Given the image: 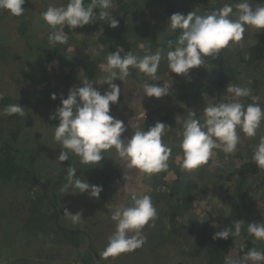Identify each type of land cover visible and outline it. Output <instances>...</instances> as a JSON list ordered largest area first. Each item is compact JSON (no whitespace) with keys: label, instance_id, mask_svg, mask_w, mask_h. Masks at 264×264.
Listing matches in <instances>:
<instances>
[{"label":"trees","instance_id":"trees-1","mask_svg":"<svg viewBox=\"0 0 264 264\" xmlns=\"http://www.w3.org/2000/svg\"><path fill=\"white\" fill-rule=\"evenodd\" d=\"M33 1L25 0L23 7L29 9ZM67 2L68 0H64V4L61 6H65ZM90 2L91 0H85L86 4ZM240 2L243 0H132L131 3L126 0H113L115 8L112 5L108 11L119 21L117 28H110L106 22L101 21L85 25L82 28L78 27L73 31L67 28L70 35L68 42L70 43L63 44L62 47L53 48L52 45L51 47L48 36L45 37L43 44L39 45L38 49L40 50L37 51L44 52L42 54L46 55V58L40 57L39 61H36V65L32 63L29 65L25 61L24 64L26 63L27 67L21 70L23 80L31 85H23L20 89L22 97L19 95L5 97L3 95V99L0 100L4 108L19 103L24 107L26 115L24 117L4 115L3 128L8 129L9 132L16 129L23 130L25 120L32 119L36 115L37 108L38 111L47 114L52 112L53 114L55 109L60 106L58 99L61 97V94L58 93L60 95H57L56 100L51 99V94L56 93V86L62 88V92H64L65 89L82 87L83 80L87 79L96 81L98 84L96 88L103 94L108 88L107 84H102L104 79L110 75L111 71L118 72V70L101 66L106 65L108 53L116 52L119 47L124 50L120 53L121 57L131 51L141 58L155 53L158 48L162 49V60L157 74L160 77L161 75L168 76L166 84L169 88V95L164 96L163 100L178 106L172 110L175 114L179 110L182 111L183 105H186L189 107L188 111L194 112L195 118H199L203 122L202 114L207 106L203 100L213 99L214 96L217 97L218 93H223L229 82L250 88L252 96L258 97L261 101L264 100V29L259 30L246 26L244 38L240 42L230 43L216 57H206L205 64L199 68L191 69L187 76L170 73L167 66V52L174 49L175 41L181 34V30L173 31L168 28V18L173 13L179 12L186 15L194 11L198 15H204L219 10L225 4L233 5L235 12V5ZM248 2L253 7L264 6V0H248ZM46 7H48L47 4ZM146 10H149L148 18L145 16ZM96 11L98 12L99 9ZM15 17L7 10L0 9V30L8 27L12 18ZM155 18L160 22L158 25L162 23L158 28H152L150 24L151 20H155ZM159 29L164 30V33L159 35ZM19 32L23 36L26 35L28 27L24 26ZM98 32L100 34H96ZM87 34L88 43L77 40ZM34 41H36L35 38ZM169 41H172L171 46ZM71 43L76 44L74 49L68 46ZM141 44H145L147 49L139 48ZM31 49H35V47H31ZM52 49L53 52H50L49 50ZM52 61L57 66H51ZM7 62L9 60L4 59L0 52V67ZM134 70L137 69L131 68L130 72ZM144 76L146 75L144 74ZM131 78L135 82L138 81V77ZM99 79L102 82H99ZM144 79L146 81L148 79V83L164 84L161 80L152 81L147 76ZM123 82L118 79L114 81L120 86L121 94L119 102L110 104V108L121 111L119 115L122 121L127 123L122 111H126L125 113L128 115L136 116L139 114L137 111L139 108L135 107L132 111L128 109L131 107L135 93L131 86ZM193 87L194 89L195 87L199 88L195 90L194 97L191 98L190 91L193 90ZM0 93L2 92L0 91ZM66 93L64 98H67L68 92ZM246 98L252 102L250 97ZM219 101L218 99L214 100V102ZM151 103L152 101L147 100L143 103L146 106L143 107H149ZM192 104L196 106L195 109L192 108ZM32 105L36 107L35 111L28 108ZM164 107L161 106L160 110L151 111L148 114V119H150V123L152 122L150 126H153L157 121L170 126L171 130L167 131L168 137L166 136L169 138L177 132L174 129L177 130L178 127L172 122L173 118H170L172 111L165 110ZM185 119H187V114ZM135 121L132 122L135 125L138 124V120ZM261 126L262 128L259 129L255 137L245 141L242 147L244 148L243 152L240 149L233 156L218 150L219 157L216 159L218 162L211 169V178L205 173L198 174L197 177L192 176L189 174V170L184 171L181 175L179 169H182L183 157L179 158L178 147L173 143L169 145L172 148V154L168 161L169 167L159 173L151 175L141 173L136 168H129L127 162L121 163V158L113 159L107 152L103 153L104 159L98 164H93L99 169L89 171L86 178L89 184L101 186L102 191L112 193L114 178L122 180L125 177L123 182L129 181L127 184L131 188L136 186L134 178L141 176L140 189L143 192L136 195L151 196L152 203L157 210L154 226H150V224L148 231L144 228V231L146 230L144 234L147 237L144 245L129 252L136 254L138 263L147 261L146 263L150 264L156 261L157 264H224L226 255L239 257L253 247L257 250H264V241L256 240L247 231L248 223L264 222V206L263 202L262 204L259 202L260 199H264V170L259 169L252 159L256 145L260 142V138L264 137L263 121ZM143 127L142 129L145 131L149 128L147 125ZM178 130H181L180 147L182 125ZM0 144V154L4 153V160L0 161V198L16 191L19 194L22 189L25 194L31 192L36 186L33 182L39 180V174L43 177L41 168L39 170L42 163L38 166L34 159H29L23 168H18L14 164V155L11 154L9 146L1 143V138ZM180 152L183 155L182 149ZM212 161L214 162L213 158L207 165ZM197 170L198 168L195 169L196 172ZM28 183L31 185L28 186ZM122 195L125 199L124 193ZM207 198H210V205L220 200L221 204H224L225 211L219 215L217 211L219 207H215L218 206L217 204L213 205L211 209L205 208L201 211L197 204L204 202ZM127 199L131 201V196L130 198L128 196ZM49 201L51 199L48 193L44 192L40 202L34 204L37 213L33 211L31 213L23 205L14 206V208L12 204L6 203V205L0 206V233L3 232L4 236L9 234L12 239H15L17 235L15 242L17 243V255L14 258L12 252L9 256L4 253L0 256V264H42V259L48 261L62 258L61 260H63L67 256L75 255L77 249L85 248L87 240L89 252L86 253L87 257L82 262L92 264L93 255L98 253L94 239L88 236L87 230L60 226L59 221H61L64 209L61 210L57 206L60 203H54L53 206L48 204ZM43 204L46 206L41 207L40 205ZM64 204L60 206L63 205L70 211L71 208ZM237 220H243L240 236L229 237L227 240L213 238L215 233L225 228H232ZM108 223L111 224L109 231L113 233L115 222L109 220ZM40 238L47 241L46 245H38L35 248L27 246L25 251L19 250L23 244L35 242ZM241 245L244 246L243 251H241ZM47 249L57 253L50 256Z\"/></svg>","mask_w":264,"mask_h":264},{"label":"clouds","instance_id":"clouds-1","mask_svg":"<svg viewBox=\"0 0 264 264\" xmlns=\"http://www.w3.org/2000/svg\"><path fill=\"white\" fill-rule=\"evenodd\" d=\"M24 4L25 0H0V9L19 17L25 12ZM112 5L113 0H91L87 4L85 0H68L65 6H49L41 14L43 20L54 29L48 35L49 44L55 47L57 44L68 43L67 32L64 28H57L61 25H67L73 31L101 21L106 22L110 28H117L119 21L108 11ZM235 9L234 12L233 5L225 4L219 10L204 15L194 11L186 15L173 13L168 18V28L181 30V34L175 41L174 49L167 52L170 73L187 76L191 69L204 65L206 57H216L230 43L240 42L244 38L246 26L264 29V6L253 7L248 0H243L235 5ZM169 45H172V41H169ZM123 51L119 47L116 52L108 53L106 65L101 66L118 70L111 71L104 79L102 84H107L108 88L103 94L94 87L96 81L87 79L83 80L82 87L69 89L67 98L61 94L60 106L49 116V119L59 120L58 126L54 127V140L61 146L56 159L60 165L69 160L70 154L78 156L82 164H98L105 157L103 153L114 147L129 168H136L141 173L151 175L168 169L172 148L163 142L162 137L171 130L170 126L157 121L146 131L136 130L131 138L122 139L126 131L124 122L110 115V104L118 103L121 94L120 86L114 81L126 80L131 68L138 69L152 81H160L157 73L162 49L158 48L155 53L143 58L131 51L121 57ZM143 91L147 97L161 98L169 95V88L164 84L145 82ZM226 93L231 94L233 99L207 104L202 114L203 122L195 118L194 112L188 111L187 119L182 123L180 141L183 151L182 169L191 171L207 164L216 155L215 150L226 154L235 152L240 142L239 132L249 138L256 136L264 121V108L257 102L258 97L252 96L250 88L231 82L226 87ZM3 95L0 93V100ZM242 97H250L252 102L242 103L238 99ZM51 99H57L55 93L51 94ZM0 114L26 115L24 107L19 103L6 106ZM252 159L259 169L264 170V137L256 145ZM76 172L77 168L68 166L67 183L60 191L66 194L71 193L69 189H75L77 191L72 194L88 192L91 197L99 198L102 187L89 184L87 180L77 177ZM63 216L73 225L84 220L82 211L73 214L67 208ZM156 218L157 210L151 196L133 194L130 205H118L112 212L111 220L115 222V230L108 237V244L101 256L115 257L142 247L147 239L143 230L150 222V226H154ZM242 223L243 220L235 221L232 228L215 233L213 238L227 240L229 237L240 236ZM247 231L256 240L264 241V222L248 223ZM243 247L241 245V251ZM224 264H264V250L253 247L239 257L226 255Z\"/></svg>","mask_w":264,"mask_h":264},{"label":"rangeland","instance_id":"rangeland-1","mask_svg":"<svg viewBox=\"0 0 264 264\" xmlns=\"http://www.w3.org/2000/svg\"><path fill=\"white\" fill-rule=\"evenodd\" d=\"M128 3H131L132 0H126ZM45 2L47 6H61V4H64V0H34L31 7L29 9H25V12L23 15L20 17H15L12 18L10 24L8 27L3 28L0 30V52L3 55L4 59H8L9 62L3 63V65L0 67V91L4 94L5 97L9 96H15L19 95L20 96V89L25 86L31 85L29 82L23 80V73H22V68L27 67L26 61L29 65L32 63L36 65V61L40 59V57L46 58V55L42 54L44 52H38L37 50L39 48V45L44 42V39L46 36H48L54 29L50 27L42 18V13L46 11L48 7H46V4L43 3ZM115 8V5H113ZM160 6V5H159ZM149 15V10H146V17ZM148 18V17H147ZM155 18V20H151V27L152 28H158L161 24L158 25L159 20ZM24 26L28 27V32L26 35H22L21 32H19L20 29H23ZM57 28H64L65 32L67 34L69 33L67 28V25H61L57 26ZM69 29V28H68ZM160 34L164 33V30L159 29L158 30ZM69 35V34H68ZM70 37V35H69ZM23 40H21V39ZM34 38L36 41H34ZM161 38V37H159ZM158 38V39H159ZM79 41L87 42L89 41L88 39V34L84 35L82 38H77ZM70 43V42H68ZM67 43V44H68ZM76 44H69L68 46H71L72 49L75 48ZM51 46V45H50ZM56 46H64L61 44H57ZM73 46V47H72ZM31 47H35V49H31ZM41 47V46H40ZM52 47V46H51ZM54 48V47H53ZM141 49H147L145 44H141ZM42 50V49H41ZM50 52H53L52 50H49ZM33 65V66H34ZM51 66H57L55 63L52 61ZM131 77H138V81H133ZM146 76L142 72H140L138 69L131 71L129 77L127 78V81L124 80L123 83H127L129 86H131L132 90L135 93L134 98L132 99L131 102V107H128L129 110H133V108L138 107L139 109L137 110L139 112L138 115H128V113H125L126 111H122V114L127 121L124 122L126 131L122 134V139L127 137L131 138V136L134 134V131L136 130H143V126L146 125L148 127H151L150 124V119H148V114L151 111L154 110H160L161 106H165V110L172 111L177 105L172 102H167L164 99V96L161 98H155V97H147L144 96V91H143V84L146 81ZM161 81L164 82V85L167 86L166 80L168 78L167 75H161L160 77ZM100 80V79H99ZM99 82H102L100 80ZM135 84V85H134ZM226 84V83H225ZM98 85V84H97ZM135 86V87H134ZM94 87H97L96 85ZM168 87V86H167ZM227 87V84H226ZM199 87H193V90L191 92V98L194 97L195 90H197ZM60 89V90H59ZM62 88H59L56 86V96L63 94V98L66 96V92H69L68 89H65L64 92ZM143 91V92H142ZM60 93V94H58ZM22 97V96H20ZM224 100V101H230L233 99L231 94L226 93V88L223 91V93H218L217 97H213V99H206L203 100L204 104H209V103H214V100ZM240 102L247 104L250 102L247 98H238ZM152 101V103L149 105V107H143L146 106L143 105L145 101ZM59 103L61 104V99H58ZM262 108H264V100H259L257 101ZM203 106V105H202ZM31 111H35L36 107L34 105L28 107ZM192 108L195 109L196 106L192 104ZM4 109L3 105L0 103V112ZM171 109V110H170ZM117 109L110 108V115L115 117L116 119L122 120L120 117L121 111H115ZM189 110V107L186 105H183L182 111L179 110L177 114L175 112H171V117L173 118V123L177 125L178 129L182 125L184 118L186 117L187 111ZM146 112V115H145ZM162 114L163 111H161ZM52 114L50 113H45L38 111V108L36 110V115L30 119V120H25V127L23 130L16 129L12 131H8V129H4V121L2 114H0V138H1V143L8 145L10 152L12 155H14V164L16 167H21L25 165L26 161L29 159H34L36 164L41 167H39V170L41 168V172L43 173V177L41 174H39V180H35L33 183L36 185L33 190L29 193L20 191L18 194V191L13 192L11 194L6 195L3 198H0V206L6 205V203L12 204V207L14 206H25L27 207L28 211H33L37 213L38 211L35 210L34 204H38L40 202L41 195L46 192L48 193L49 198L51 201L48 202V204L53 205L60 203L68 206L71 208L70 212L73 214L82 211L83 212V219L81 223L77 225H73L70 220L65 218L63 215L61 216V221H59V225L62 226L63 228H80L83 230H87L89 233V237L91 236L94 239L95 242V248L98 251L97 254L93 255L92 258V264H148L146 263L147 261H143L141 263H138L137 258L135 257L136 254H131L129 252L121 253L115 257H108V258H103L101 256V252L106 248L108 244V237L112 234L109 230H111V224L108 223L109 220H111V214L115 210V208L118 205H124L128 206V204H131V201L128 198L132 196L131 194H138L140 192H143L142 189H140V183L142 184V177L138 176L134 178V183L136 186H132L129 188L128 184L129 181L123 182L124 178L122 180H116L115 178L112 181L113 184V191L112 193H106L104 191L100 192L99 198H93L89 195L88 192L84 193H75L77 190L75 189H69V192L71 193H62L60 189L67 183V174H68V166L71 165L72 167L77 168L76 176L80 177L82 179H85L88 177L89 171L93 170H98L99 167L95 166L93 164H82L80 162V158L76 156L75 154H70L69 155V160L64 161L59 164L58 161H56L59 153L61 146L54 140V127L58 126L59 120L58 119H49V116ZM138 120V124H134L135 121ZM177 121V122H176ZM131 122V123H130ZM264 122V121H263ZM136 123V121H135ZM134 124V125H133ZM133 125V126H131ZM141 127V128H140ZM262 128V126H260ZM259 128V129H260ZM176 130L174 129L175 132L173 135L169 136L167 138L168 134L167 132L165 135L162 137V140L164 143L167 145H171L173 143L174 146L178 147L177 148V155L179 158H182L183 155H181V148L179 147V139L181 135V130ZM259 129L257 130V133L259 132ZM239 131V130H238ZM240 134V142L237 145V149L235 152L230 153V155L236 154L237 151L240 149L243 152V144L245 141H248V138L243 132H239ZM167 136V137H166ZM168 139V143L167 142ZM1 147V144H0ZM5 149V148H4ZM12 150V151H11ZM3 151V150H2ZM15 151V152H14ZM108 153L113 159L115 158H121L118 153L116 152L115 148H111L105 153ZM216 155L212 157L214 159V162L212 161L210 164H205L202 165L198 168L197 172L194 171H189V174L192 176H196L198 174H204L208 175L211 178V169L215 166L216 159L219 157L218 155V150H215ZM4 154V153H3ZM3 154H0V161L4 160ZM121 163L126 162L124 159L121 158ZM184 169H179L180 174L182 175L184 173ZM86 173V174H85ZM131 179V178H130ZM125 183V184H123ZM134 184V185H135ZM28 186L31 185L30 183L27 184ZM254 185V184H253ZM122 193L125 195V199L123 198ZM108 197V200L106 198ZM55 199V200H54ZM106 200V201H104ZM210 198L205 199L204 202L197 204V207L199 209H211V207L215 204L218 206H215L216 208L219 207V215L225 211L224 204H221L220 200H218L215 204L211 205L209 204ZM261 204L263 202L264 206V199H260ZM45 203V202H44ZM57 205L62 209H65L62 206ZM46 206V204L40 205ZM15 208V207H14ZM208 211V210H206ZM255 213L254 211H252ZM32 213V212H31ZM34 213V214H35ZM209 213V212H208ZM151 224V223H150ZM149 225H146L145 228L148 231ZM144 231V233L146 232ZM89 239V238H88ZM17 240V235L15 239H12L9 234L3 235V232L0 233V256H2L4 253L9 256V254L12 252V255L15 256L17 255V243H15ZM47 241L45 239L43 240L42 238L38 239L35 242H28L23 244L21 249L25 251L27 246L35 248V246L38 245H46ZM88 240L86 247L79 250L77 249L75 252V255L72 254L71 257H66L65 259H50L46 261L45 259H42L41 261L43 262L42 264H84L82 262L83 259H86L87 255L86 253L89 252L88 250ZM29 248V247H28ZM33 250V249H32ZM34 251V250H33ZM21 252V251H20ZM36 252V251H35ZM47 253L52 256L57 252L54 251H49L47 249ZM84 254V255H83ZM131 254V255H130ZM17 260V259H14ZM46 261V262H44ZM32 264V263H30ZM150 264H157L156 261H153Z\"/></svg>","mask_w":264,"mask_h":264}]
</instances>
